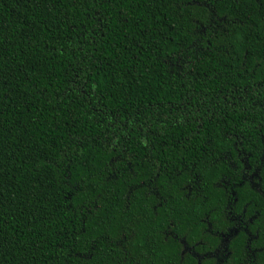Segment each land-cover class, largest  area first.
I'll return each instance as SVG.
<instances>
[{
	"label": "trees",
	"instance_id": "16d2710c",
	"mask_svg": "<svg viewBox=\"0 0 264 264\" xmlns=\"http://www.w3.org/2000/svg\"><path fill=\"white\" fill-rule=\"evenodd\" d=\"M0 264H264V0H0Z\"/></svg>",
	"mask_w": 264,
	"mask_h": 264
}]
</instances>
